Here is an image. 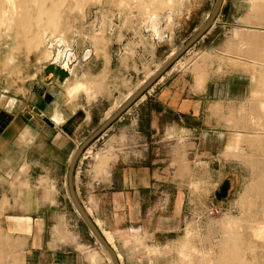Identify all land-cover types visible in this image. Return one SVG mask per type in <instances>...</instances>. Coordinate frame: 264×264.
Instances as JSON below:
<instances>
[{
  "label": "rangeland",
  "instance_id": "obj_1",
  "mask_svg": "<svg viewBox=\"0 0 264 264\" xmlns=\"http://www.w3.org/2000/svg\"><path fill=\"white\" fill-rule=\"evenodd\" d=\"M13 3L20 4L13 17L20 24L0 29L1 80L20 79L36 61L47 63L44 56L52 43L57 47V38L61 50H70L67 56L76 43L83 59L99 50L111 57L112 77L96 78L94 95V88L91 92L85 86L90 82L93 87V82L81 83L80 92L94 96L95 109L92 123L77 134L76 152L201 30L216 0ZM8 10L7 0H0V15ZM196 59L198 86H210L213 105L208 125H198L213 131L198 132V156L176 142L152 145L141 157L120 153L132 143L121 141L131 129L128 121L119 122L127 110L76 163V196L111 238L122 264H231L226 250L232 247L236 264H264V0H223L214 25L167 73L189 69ZM107 77L111 88L105 86ZM208 135L215 140H206ZM67 170L68 165L58 189L32 192L53 212L48 232L50 228L62 244L104 252L103 259L112 264L72 205ZM24 188L18 190L20 198L30 193Z\"/></svg>",
  "mask_w": 264,
  "mask_h": 264
},
{
  "label": "crops",
  "instance_id": "obj_2",
  "mask_svg": "<svg viewBox=\"0 0 264 264\" xmlns=\"http://www.w3.org/2000/svg\"><path fill=\"white\" fill-rule=\"evenodd\" d=\"M74 46V55L64 63L36 61L22 71L20 79H0V264H107L101 254L104 252L62 244L50 228L48 232L55 221L53 212L46 210L48 202L32 193L34 189L61 186L75 153L77 134L93 121L91 101L99 82L96 78L103 74L112 77V60L105 51L83 59L76 43ZM95 69L100 72L94 74ZM108 78L105 86L111 88ZM84 79L94 83L92 97L80 90L69 95L68 90ZM116 87L120 89L121 85ZM212 108L210 86H198V59L189 69L166 72L120 118V123L131 124L121 141L132 143L126 152H119L141 157L152 145L176 142L198 156V132L213 133L211 129H198V125H208ZM206 140L213 142L215 136L208 135ZM22 186L30 190L24 198L18 195ZM93 222L122 264L111 238Z\"/></svg>",
  "mask_w": 264,
  "mask_h": 264
},
{
  "label": "water",
  "instance_id": "obj_3",
  "mask_svg": "<svg viewBox=\"0 0 264 264\" xmlns=\"http://www.w3.org/2000/svg\"><path fill=\"white\" fill-rule=\"evenodd\" d=\"M223 0H216V5L213 10V13L206 24L201 28L199 32L195 34V36L185 45L183 46L178 52L174 53L169 60L155 72L151 78L143 84V86L133 94L124 105H122L119 110L94 133L92 134L81 146L76 150L74 155L72 156L67 172V188L68 193L70 195V200L72 202L73 207L75 208L76 212L82 219L83 223L97 241V243L102 247V249L108 254L112 264H120L119 260L116 256V253L111 248V246L107 243L105 237L101 234L99 229L97 228L96 224L92 221L88 213L85 211L81 203L79 202L75 189L73 186V175L76 163L83 153L85 148H87L93 141L99 138V136L105 132L116 120H118L127 110H129L138 100H140L147 91L153 86V84L160 79L170 68L171 66L189 49L191 48L196 42H198L206 32L214 25L216 17L219 15L221 8H222ZM70 56H67L66 61ZM53 62L59 63L58 61L53 60Z\"/></svg>",
  "mask_w": 264,
  "mask_h": 264
},
{
  "label": "bare ground",
  "instance_id": "obj_4",
  "mask_svg": "<svg viewBox=\"0 0 264 264\" xmlns=\"http://www.w3.org/2000/svg\"><path fill=\"white\" fill-rule=\"evenodd\" d=\"M31 1H33V0H31ZM169 1V0H168ZM7 2H8V7H9V10H8V13H10V16L8 15V13H3L2 15H0V29L2 28V29H6L7 31L12 27V25H14V23L16 22L17 24H20V22L18 21L19 20V17L15 20V19H13V17H14V10H15V8H16V6H19L20 4L18 3V4H14L13 3V0H7ZM34 5V4H33ZM35 6V5H34ZM152 16V21H155V19H156V16H154V15H151ZM154 31H155V33H157V29H156V27H154ZM5 33H6V31H5ZM52 37V36H51ZM53 39H56V37L55 36H53L52 37ZM52 43V42H51ZM57 43H58V45H57V47H55V45L52 43L51 44V46L49 47V50H48V53H46L45 54V56H44V59L45 60H49V62H51L52 60H55V61H58V62H61V60H62V58H64L65 56H67V53H68V51H70V50H67L66 48L65 49H63V50H61V48H62V46H63V44H62V39L61 38H57ZM64 48V47H63ZM74 52H70L69 53V56L71 57L72 55H74L73 54ZM173 55V54H172ZM171 55V56H172ZM170 56V57H171ZM66 60V59H65ZM58 64V63H57ZM66 64V63H65ZM60 65V64H59ZM67 69V68H66ZM149 80V79H148ZM80 86H81V83H77V87L76 88H71V89H69L68 91H69V95H74V94H76L77 93V91L78 90H80ZM87 88H86V90H90L91 91V89L92 88H94V86L92 87V86H90V82L89 83H87L86 85H85ZM92 92V91H91ZM89 94V93H88ZM132 96V95H131ZM130 96V97H131ZM129 97V98H130ZM128 98V99H129ZM127 99V100H128ZM126 100V101H127ZM228 250H226V253H228V261H230L231 260V264H236L237 263V252H236V248L235 247H232L230 250H229V252H227ZM229 253H230V255H229ZM226 262H227V258H226Z\"/></svg>",
  "mask_w": 264,
  "mask_h": 264
},
{
  "label": "built area",
  "instance_id": "obj_5",
  "mask_svg": "<svg viewBox=\"0 0 264 264\" xmlns=\"http://www.w3.org/2000/svg\"><path fill=\"white\" fill-rule=\"evenodd\" d=\"M65 59H67V56H65L64 58H62L61 62H62V63L66 62Z\"/></svg>",
  "mask_w": 264,
  "mask_h": 264
}]
</instances>
